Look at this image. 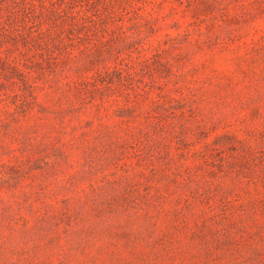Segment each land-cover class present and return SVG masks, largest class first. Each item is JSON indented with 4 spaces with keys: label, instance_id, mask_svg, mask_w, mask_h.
I'll list each match as a JSON object with an SVG mask.
<instances>
[{
    "label": "rangeland",
    "instance_id": "1",
    "mask_svg": "<svg viewBox=\"0 0 264 264\" xmlns=\"http://www.w3.org/2000/svg\"><path fill=\"white\" fill-rule=\"evenodd\" d=\"M0 264H264V0H0Z\"/></svg>",
    "mask_w": 264,
    "mask_h": 264
}]
</instances>
